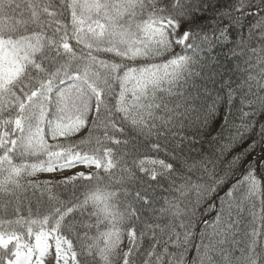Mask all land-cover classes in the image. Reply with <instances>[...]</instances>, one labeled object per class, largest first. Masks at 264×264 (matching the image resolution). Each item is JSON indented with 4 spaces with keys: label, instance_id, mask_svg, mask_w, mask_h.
<instances>
[{
    "label": "snow or ice",
    "instance_id": "obj_1",
    "mask_svg": "<svg viewBox=\"0 0 264 264\" xmlns=\"http://www.w3.org/2000/svg\"><path fill=\"white\" fill-rule=\"evenodd\" d=\"M0 264H264V0H0Z\"/></svg>",
    "mask_w": 264,
    "mask_h": 264
},
{
    "label": "trees",
    "instance_id": "obj_2",
    "mask_svg": "<svg viewBox=\"0 0 264 264\" xmlns=\"http://www.w3.org/2000/svg\"><path fill=\"white\" fill-rule=\"evenodd\" d=\"M169 2H170V0H169ZM207 18L210 19L211 17H207ZM185 27H186V25H182L180 32H178L177 34H181ZM234 38H235V31L233 32V39ZM229 47H231V45H229ZM176 50L180 51L179 47ZM223 51L224 50L221 49L219 46L208 50V55L210 57H214L216 59H219V61H220V66H217V71L219 72V75L216 77V83L214 85H210V87H213L217 91H225L226 90V86L224 84L225 81H228V80L233 81L234 83L231 86L235 87V85L237 83H239V78H243L247 75V72H241L239 69L236 68L237 63H240L241 68H246V65H244L241 62V58L237 57L235 59H225V57L223 55ZM189 54L191 55L190 52H189ZM201 56H205V53H201ZM221 112H223V108L221 109ZM205 148H207V145H205ZM237 150L239 151V149H237ZM258 151H259V149H257V152ZM257 152L249 153L248 159H251L252 157L256 156ZM161 158H164L162 154H161ZM38 175H39L40 179H42V180L46 179L41 175V173ZM258 207H259V205L257 203V208ZM246 213H247V208H246ZM24 214L25 215L27 214L26 210L24 211ZM145 215H148V214L145 213ZM245 219L250 221L251 216L246 215ZM194 243H195V241H194ZM144 246L145 247L148 246L147 240H145ZM125 247H127V241H125Z\"/></svg>",
    "mask_w": 264,
    "mask_h": 264
},
{
    "label": "rangeland",
    "instance_id": "obj_3",
    "mask_svg": "<svg viewBox=\"0 0 264 264\" xmlns=\"http://www.w3.org/2000/svg\"><path fill=\"white\" fill-rule=\"evenodd\" d=\"M85 171H87V169H85ZM65 174H70V173H65ZM41 175L46 178V179H52L53 177L60 178V173H41Z\"/></svg>",
    "mask_w": 264,
    "mask_h": 264
}]
</instances>
